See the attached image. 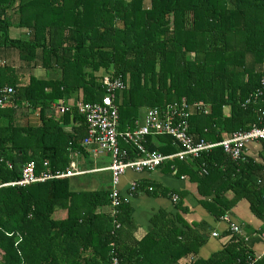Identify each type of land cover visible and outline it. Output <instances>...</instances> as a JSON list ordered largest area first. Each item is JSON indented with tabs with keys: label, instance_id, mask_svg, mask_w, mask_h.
<instances>
[{
	"label": "trees",
	"instance_id": "16d2710c",
	"mask_svg": "<svg viewBox=\"0 0 264 264\" xmlns=\"http://www.w3.org/2000/svg\"><path fill=\"white\" fill-rule=\"evenodd\" d=\"M13 56L22 70L39 65L54 78L31 74L25 82L15 72ZM104 79L121 81L123 88L108 91ZM5 87L14 94L0 104V264L177 263L196 252L194 236L199 245L206 240L189 233L178 238L161 215L153 219V233L129 239V206L121 200L112 211L110 192L74 191L75 175L11 184L21 180L27 163L34 162L37 177L42 171L55 175L68 167L70 151L97 147L87 142L90 123L74 106L77 101L99 104L113 95L108 111L116 115L118 135L134 130L141 108H147L146 115L169 105L188 107L194 143L219 144L263 128L264 0H0V90ZM54 104L67 109L61 121L44 116ZM25 109L38 110L40 126L23 125ZM252 142L264 153V140ZM252 142L237 160L216 147L193 164L175 162L179 172L197 171L194 177L204 184L209 172L221 176L213 191L225 210L231 201L223 199L224 192L232 191L264 219V159L258 164L247 157ZM176 144L155 133L140 142L162 155L180 151ZM119 146L132 160L140 152L133 144ZM203 165L207 174L201 172ZM155 190L147 185L148 193ZM232 226L222 250L190 264L254 260L237 236L239 228L233 232Z\"/></svg>",
	"mask_w": 264,
	"mask_h": 264
},
{
	"label": "crops",
	"instance_id": "0c3cea01",
	"mask_svg": "<svg viewBox=\"0 0 264 264\" xmlns=\"http://www.w3.org/2000/svg\"><path fill=\"white\" fill-rule=\"evenodd\" d=\"M48 112L49 114H47ZM21 113L18 114L19 117ZM24 114L27 115V120L25 122L22 120L24 126L37 128L41 125L38 110L33 112L25 109ZM44 116L58 121H61L62 118L53 109L46 111ZM93 149H85L80 153L70 151L68 167L60 172H55L58 174L64 173L65 170L76 172L75 176L72 177L77 181L70 183V187L74 191L102 190L103 193L105 191L108 193L112 189V180L111 174L105 169L111 164V155L103 153L94 156ZM246 153L247 157L254 162L258 164L263 162L264 153L261 144L250 143ZM171 162L169 165L164 164L152 173L137 174L127 171L121 177L117 189L122 202L129 206L132 222L126 230V237L139 241L147 234L153 233L155 226L153 219L155 216L161 215L160 221L177 232L178 238L189 233L206 240L204 245L202 243L199 245L198 237L194 236L195 244H192L198 245L194 249L196 252L190 253L191 255L174 263L190 264L196 260V257L206 260L212 254L222 250L225 242L229 240V237H226L229 226L234 224L239 228L237 236L243 241L254 258L251 262L247 260L248 263L246 264H264V234L260 235L261 230L264 229V219L255 217L250 211L248 202L243 197H236L232 191L224 192L223 199L231 201L225 210L224 201L219 200L220 198H217L216 192L213 191V188L219 183V177H221L217 173L214 172L210 175L209 172L208 175H205L203 178L209 176L210 178L206 184L202 182L203 185L194 177L197 171L193 173L179 172L175 159ZM185 162L192 163L190 160ZM44 166H50L47 159ZM40 173L44 174L45 171ZM201 181L203 180L201 179ZM133 183L139 186L136 192L130 190ZM150 184L156 186L154 194L146 191L147 185ZM173 195L178 197L177 201L173 200ZM103 208L104 211L109 210L107 206ZM215 233L219 237H213L212 235Z\"/></svg>",
	"mask_w": 264,
	"mask_h": 264
},
{
	"label": "built area",
	"instance_id": "2783aa9c",
	"mask_svg": "<svg viewBox=\"0 0 264 264\" xmlns=\"http://www.w3.org/2000/svg\"><path fill=\"white\" fill-rule=\"evenodd\" d=\"M121 81L110 83L108 79L103 80V84L108 87V91L114 89H122L123 84ZM14 94L12 88H3L0 90V104L7 99L8 96ZM113 95L105 96L102 98L99 104H84L82 101H77L74 106L78 111L86 112L87 120L90 123L88 143L94 141L97 143L92 152L94 156H98L103 153H109L111 155V164L105 169L111 174L112 189L109 194L111 201V207L114 211L120 204L121 199L118 192V184L121 177L127 172L132 171L134 173L151 172L156 167H159L166 160L177 159L178 161L187 160H199L203 153H209L216 147H222L224 152L230 156V158L237 160L240 157L242 147L252 141L264 140V127L253 128L251 131L244 134H234L232 138H228L219 144L206 143L201 140L198 143H194L189 136V118L191 112H187L188 107L169 105L163 109H150L143 122H136L135 128L132 131L117 134L115 132L116 115L114 111L109 112L108 109L112 108ZM194 107L199 108V104H194ZM53 111L58 115H62L66 112V108L61 105H52ZM206 113V111H204ZM150 133L159 135L170 136L176 141V145L181 147V150L169 155H162L154 150H146L140 142L143 138ZM126 144H133L138 147L140 152L137 154L135 160L129 159L125 150H122L118 145L120 141ZM86 142V143H87ZM120 142V143H121ZM147 151V152H145ZM139 156H142L138 158ZM104 170V169H103ZM101 170V171H103ZM35 164L33 162L27 163L22 168L21 180L11 185L23 186L30 183L41 182L46 179H62L75 175L76 172L68 171L66 174L56 173L55 175H44L37 177L34 173ZM201 172L207 174V170L202 166ZM78 174V173H77ZM136 183L131 184L130 190L133 192L136 190ZM264 203V196L262 197ZM173 200L177 201L178 197L173 195ZM231 230L237 232L238 228L232 226ZM214 236H217L214 234ZM251 262V260H249ZM112 264H118L116 259L112 260Z\"/></svg>",
	"mask_w": 264,
	"mask_h": 264
},
{
	"label": "rangeland",
	"instance_id": "374dc122",
	"mask_svg": "<svg viewBox=\"0 0 264 264\" xmlns=\"http://www.w3.org/2000/svg\"><path fill=\"white\" fill-rule=\"evenodd\" d=\"M13 19H15L16 20V16H13ZM11 31V30H10ZM11 32H14V33H16V34H18L19 33V31L17 30V31H11ZM10 56H12V55H10ZM15 56H13V58H14ZM17 58L18 57H15V66H13L14 67V69L16 70L15 72H16V74L18 73V72H20V73H22L23 74V79H24V81L26 82V80L28 79V76L30 77V76H32L31 74H33L34 76H36V77H38V78H40V77H46L47 76V78H54L52 75H54V72H53V74L51 73V72H48V71H46V70H43L39 65L36 67V68H34V66H33V71H31V72H33V73H31V72H29L30 70H31V66H29L27 69H25V70H22V67H21V65L19 64V60H17ZM9 59V55H8V57H6L5 58V60H8ZM19 59V58H18ZM14 71V70H13ZM46 72H48V74L46 75ZM69 103V102H68ZM146 110H147V108H141L140 109V112H139V121H140V123H142L143 122V118H144V115H145V112H146ZM47 111H49V109L47 110ZM47 114H49V112L47 113ZM5 134H6V136L7 137H9V133L7 134V132H5ZM118 145H121V143L119 142V144ZM60 212H57V214H55V215H58Z\"/></svg>",
	"mask_w": 264,
	"mask_h": 264
},
{
	"label": "clouds",
	"instance_id": "9594fccd",
	"mask_svg": "<svg viewBox=\"0 0 264 264\" xmlns=\"http://www.w3.org/2000/svg\"><path fill=\"white\" fill-rule=\"evenodd\" d=\"M5 88H11V87H5ZM264 204V203H263Z\"/></svg>",
	"mask_w": 264,
	"mask_h": 264
}]
</instances>
